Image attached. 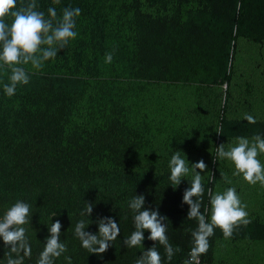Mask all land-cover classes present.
Instances as JSON below:
<instances>
[{
    "label": "trees",
    "instance_id": "16d2710c",
    "mask_svg": "<svg viewBox=\"0 0 264 264\" xmlns=\"http://www.w3.org/2000/svg\"><path fill=\"white\" fill-rule=\"evenodd\" d=\"M28 2L17 0V9ZM36 3L45 18L49 7H55L57 18L66 7L82 11L76 18L77 37L55 59L46 61L41 70L20 65L30 81L18 85L11 97L3 91L11 72L0 68V216L17 200L31 205V228L24 227L32 255L24 264H36L48 236L44 226L38 235L28 232L41 212L39 204L36 209L32 206V195L38 189L59 192L60 177L72 181L74 187L62 195L61 204L57 199L50 201L51 208L71 218L110 217L120 228L105 253L97 256L85 250L77 264H135L152 246L147 231L144 248L122 246L135 230L128 202L141 194L145 208L168 218L169 243L179 249L168 262L163 246L157 243L163 264H183L192 247L191 231L197 227L195 220L186 219L188 205L182 203L192 175L175 187L168 179L169 169L139 163L137 149L153 147L156 141L146 96L157 87L188 91L191 107L184 155L190 165L200 160L207 165L201 173L204 212L209 207V189L227 185V161L217 159L216 147L236 137L264 136V119L255 118L256 123L249 124L228 107L236 41L264 43V0ZM5 19L11 23L10 17ZM108 52L113 53L111 63H105ZM87 202L92 203L93 212L82 217ZM248 218L251 222L229 239L264 240V220L256 215ZM72 237L71 231L60 235L69 253ZM218 238L224 237L216 229L200 264L211 263ZM7 251L0 240V264H6ZM59 258L54 264H60Z\"/></svg>",
    "mask_w": 264,
    "mask_h": 264
},
{
    "label": "clouds",
    "instance_id": "9594fccd",
    "mask_svg": "<svg viewBox=\"0 0 264 264\" xmlns=\"http://www.w3.org/2000/svg\"><path fill=\"white\" fill-rule=\"evenodd\" d=\"M60 0H53L59 4ZM17 0H0V68L10 70L9 83L3 85L4 94L11 97L15 94L18 85H27L30 76L24 67L28 65L35 70H41L45 62L55 59L58 52L64 49L78 33L76 18L80 16L79 7H66L62 16L57 18L55 7L47 9V18L43 11H37L36 0H30L26 5L17 9ZM239 7V6H237ZM6 17L11 18V23L6 22ZM113 53L105 54V63H111ZM244 120L255 124L254 116L245 113ZM221 129L216 133L219 135ZM264 155V136L259 134L248 137H236L233 144L227 149L221 143L216 147V157L226 160L233 167L232 176L241 177L248 185L259 183L264 187V163L258 158ZM186 160L181 151H174L169 162L168 177L170 184L178 186L189 173L192 175L191 184L183 192L182 203L188 205L186 219L195 220L197 227L191 231L192 247L188 259L183 264H200V256L206 254L209 248V238L219 229L225 239L231 238L234 231L241 226H246L251 221L246 211L247 205L242 204L235 187H229L223 192L213 194L209 189L210 208L201 212L202 197L205 189L201 173L207 165L203 160L191 164ZM199 169V171H197ZM226 183L232 181L225 178ZM174 187V188H175ZM144 195H135L128 202V208L133 213L135 230L122 241L126 248L143 247L145 231L149 233L147 239L153 244L144 250L136 259L135 264H163L162 257L156 244L162 245L166 260L170 262L179 251L169 243L167 236L166 216L158 210L145 208ZM93 212L92 203L87 202L80 215L89 217ZM206 213H210L206 215ZM31 205L17 200L0 216V240L8 249L5 253L6 264H24L25 258H31L32 249L26 235L24 225L30 224L29 217ZM58 215L55 211L50 216ZM90 221V220H89ZM91 222L79 220L74 227V237L80 241L81 247L88 253L97 256L105 253L120 233L119 225L110 217H102L96 221L97 232L85 231ZM62 224L59 219L48 226V236L45 238L43 250L39 253L36 264H54L55 260L68 252L67 245L61 242ZM66 264H72L71 256H64Z\"/></svg>",
    "mask_w": 264,
    "mask_h": 264
},
{
    "label": "rangeland",
    "instance_id": "374dc122",
    "mask_svg": "<svg viewBox=\"0 0 264 264\" xmlns=\"http://www.w3.org/2000/svg\"><path fill=\"white\" fill-rule=\"evenodd\" d=\"M236 49L230 60V73L232 85L229 87L230 101L228 102L231 114L244 117L250 114L257 119H264V43L256 44L245 39L236 41ZM221 88H225L222 85ZM174 88L157 87L147 96V102L152 109L150 126L156 134V141L153 147L138 148L136 153L140 164L145 161L155 168H168V162L174 151H181V156L186 152L184 140L186 138L187 125L189 122L190 98L187 90H173ZM232 96V97H231ZM188 137V136H187ZM235 139L227 140L225 144H233ZM204 154L206 151L201 150ZM264 163V155L258 157ZM150 159V160H149ZM152 159V160H151ZM233 167L227 161V172L225 177L232 183L213 187L212 193L223 192L229 187H235L242 204L247 205L246 211L249 216L256 215L264 220V187L259 183L248 185L241 177L232 176ZM59 192L42 191L38 189L32 195L33 207L40 205V215L35 219L33 232L38 235L41 226L48 231L51 222L59 219L62 228L61 233L71 231L72 251L65 253L72 258V264L84 255L86 249L81 247L80 241L74 237L75 224L84 219L91 222L85 231L95 233L97 231L96 218H71L64 215L62 211L51 208L50 201L57 199L61 204V197L64 193L71 192L73 183L69 179H58ZM47 197V200L45 199ZM210 208V204L209 207ZM58 215L50 216L53 212ZM210 216V213H208ZM90 220V221H89ZM28 224L26 228L29 227ZM68 248V247H67ZM59 258L60 264H66L64 256ZM210 264H264V240L246 241L242 239L218 238L215 241Z\"/></svg>",
    "mask_w": 264,
    "mask_h": 264
}]
</instances>
